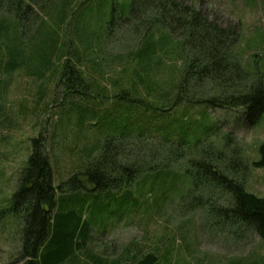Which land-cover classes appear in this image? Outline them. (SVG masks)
Segmentation results:
<instances>
[{
  "label": "rangeland",
  "instance_id": "obj_1",
  "mask_svg": "<svg viewBox=\"0 0 264 264\" xmlns=\"http://www.w3.org/2000/svg\"><path fill=\"white\" fill-rule=\"evenodd\" d=\"M44 2L45 12L35 21L39 10L32 7L24 23H18L4 6L0 9V264H12L23 249L25 222L14 210V193L33 139L43 136L58 185L86 169L98 154L93 146L139 123L138 104L131 99L147 97L141 79L160 82L169 90L180 83L186 65L184 36L172 33L166 22L154 23V15L162 12L155 11L151 0ZM185 3L202 9L225 28H239L232 55L249 74L236 77L241 91L250 80L264 81V0ZM66 62L74 65L75 72ZM77 70L84 82L78 80ZM201 85L195 95L220 97L221 89L212 80ZM185 105L176 113L182 119L186 110L188 119L196 123L187 137L190 146H198L195 137L205 133L206 124L218 127L207 142L214 148L226 145L231 132L234 139L228 153L238 150L243 159L235 174L245 181L247 191L264 196V168L251 164L260 157L264 112L248 125L240 107ZM181 119L173 118L185 136L186 121ZM186 145L181 147V158L165 153L147 157L149 170L145 168L130 183L88 196L60 193L55 212L76 209L92 226L84 251L61 263L74 264L77 258L86 263L87 256L95 255L130 264L152 252L164 264H264V239L249 227L218 223L217 217L207 220L209 202L194 209L184 205L197 194L227 204L224 191H215L204 181L194 188L195 177L187 169L191 157L199 155L188 153Z\"/></svg>",
  "mask_w": 264,
  "mask_h": 264
},
{
  "label": "trees",
  "instance_id": "obj_2",
  "mask_svg": "<svg viewBox=\"0 0 264 264\" xmlns=\"http://www.w3.org/2000/svg\"><path fill=\"white\" fill-rule=\"evenodd\" d=\"M151 2L154 3L155 11L158 9L162 12L154 15V23L158 21L164 26L166 22L165 25L172 33L182 35L186 40L184 43L187 47V59L182 80L173 84L169 90H165L160 82L141 79L140 84L145 87L147 97L131 99L138 104L136 111L139 114L137 116L139 123L132 125L130 130L125 128L118 136H109L105 138L104 143L100 142L93 146L94 152L97 150L98 154L90 160L86 169L75 172L71 178L58 185L54 183L53 168L43 136L33 139L31 155L20 174L19 185L14 193V210L24 219L25 226L23 249L12 264H58L63 263L70 254L77 256L84 251L85 243L91 236L92 226L82 221L76 209H71L67 213L55 212L58 195L61 193L88 196L92 192L116 188L125 182L130 183L138 173L141 174V171L149 167L145 166L147 157L152 159L158 153H165L171 157L174 155L176 159L178 156L181 158L180 151L189 144L187 137L190 136L193 125H196L188 119L189 113L185 110L182 119L186 121V134L185 136L180 134L182 125L180 126L173 118L181 119L176 113L181 104H186L184 108L202 102L207 106L240 107L244 110L243 114L246 113L248 125L256 123L263 114L264 81L250 80L244 91H241L237 84L239 79L236 77L239 74L241 78L249 77L232 55V48L240 36L239 28L223 27L210 20L202 9L186 4L185 0ZM3 6L13 12L18 23L19 20L24 23L28 18L27 14L35 6L39 10L35 17L36 21L39 15L45 12L46 2L0 0V9ZM9 53L12 54L13 51L9 50ZM65 66L70 67L71 72L74 71L72 63L66 62ZM76 73L79 76L78 80L84 82L83 74L80 73V76L78 70ZM207 80H212L221 89L219 98H206L204 95L200 98L199 95H195L202 87L201 84ZM133 84L136 86V83ZM2 109L3 103L0 98V115L3 113ZM200 115L206 118L204 111ZM167 118L169 121L165 125L163 123ZM217 128V126L214 128L213 124H206L205 133L195 137L198 146L193 148L190 144L186 145L188 153L196 152L199 155L194 159L191 157L187 171L195 177L194 188L204 181L208 186L211 185L213 190L224 191L227 204H217L213 198L207 196L204 199L198 194L193 195L187 203H183L186 207L194 209L209 202L210 213L207 212V220L212 221L217 217L218 223L222 220L227 225L242 223L264 239V196L247 191L245 181L235 174L240 172L243 159L240 158L238 150H234L231 155L228 153L230 151L227 149L228 145L234 139L231 132L226 145L220 148H214L213 144L207 143ZM259 153V159L251 164L264 168V141L259 146ZM187 195L190 196V192L183 196L184 199ZM83 202L86 204L87 200L84 199ZM98 258L100 257L87 256L85 259L87 262L83 263L100 264L99 261L103 259ZM82 260L77 258L75 264H80ZM130 264L164 263L155 253L147 252L132 260Z\"/></svg>",
  "mask_w": 264,
  "mask_h": 264
},
{
  "label": "crops",
  "instance_id": "obj_3",
  "mask_svg": "<svg viewBox=\"0 0 264 264\" xmlns=\"http://www.w3.org/2000/svg\"><path fill=\"white\" fill-rule=\"evenodd\" d=\"M94 257H95V255H94ZM100 258H98V259H100ZM102 259H103V261H101V262L99 261L100 264H119L117 259H105V258H102ZM78 261H80V260H78ZM81 263H83V262H80V264ZM74 264H75V262H74Z\"/></svg>",
  "mask_w": 264,
  "mask_h": 264
}]
</instances>
